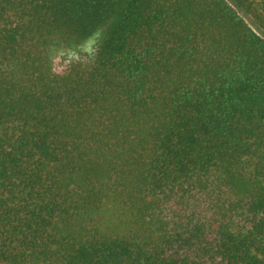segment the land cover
Listing matches in <instances>:
<instances>
[{"label":"trees","instance_id":"1","mask_svg":"<svg viewBox=\"0 0 264 264\" xmlns=\"http://www.w3.org/2000/svg\"><path fill=\"white\" fill-rule=\"evenodd\" d=\"M259 32L264 0H0V264H264Z\"/></svg>","mask_w":264,"mask_h":264},{"label":"rangeland","instance_id":"2","mask_svg":"<svg viewBox=\"0 0 264 264\" xmlns=\"http://www.w3.org/2000/svg\"><path fill=\"white\" fill-rule=\"evenodd\" d=\"M252 27H253V26H252ZM259 34L264 38V34H262V33H260V32H259Z\"/></svg>","mask_w":264,"mask_h":264}]
</instances>
